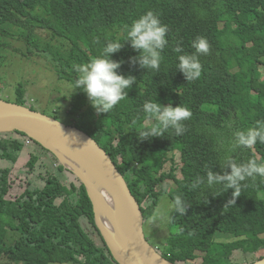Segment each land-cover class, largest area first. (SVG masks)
<instances>
[{"label":"trees","instance_id":"1","mask_svg":"<svg viewBox=\"0 0 264 264\" xmlns=\"http://www.w3.org/2000/svg\"><path fill=\"white\" fill-rule=\"evenodd\" d=\"M149 10L168 26L159 71L129 64V58L139 53L127 41L128 27ZM37 30L48 32L50 42H36L42 39ZM198 36L208 40L210 49L206 55L197 54L202 75L189 82L177 69L178 57L195 53L192 42ZM5 39L26 42L30 53L49 52L57 78L72 88L78 77L74 65L102 55L109 40L123 43L111 58L123 61L121 74L136 79L127 97L111 112L97 114L82 89H75L67 99L68 125L85 132L108 154L144 221L150 219L165 188L170 200L182 195L188 209L184 216L173 214L169 220L172 231L160 252L166 260L220 264L235 245L245 258L264 253V178L247 181L235 205L227 204L232 190L225 192L223 185L191 187L196 176L206 175V166L215 173L230 171L225 159L230 154L239 161L264 159L260 142L229 152L235 131L264 121V88L256 77L259 69L264 76V0H0V61L10 46ZM55 39L59 41L53 48ZM178 45L182 53L174 51ZM147 101L188 107L192 117L184 122L186 132L176 136L169 130L141 140L139 132L152 124L142 111ZM25 102L18 88L15 104ZM22 150L23 144L16 140L0 138V161L5 163L0 166V223H5L0 233L7 229L16 238L12 245L4 244L0 264H119L95 226L83 185H67L51 174L55 169L41 155H30L26 174L34 173L41 158L48 165L46 176H37L42 187L30 189L27 182L15 193L12 210L6 214L1 210L17 181L14 174ZM175 154L180 158L178 180L174 175L178 166L162 172ZM53 163L64 170L54 156ZM168 179L176 187L166 185ZM218 237L237 241L216 242ZM262 258L264 254L250 261Z\"/></svg>","mask_w":264,"mask_h":264},{"label":"clouds","instance_id":"2","mask_svg":"<svg viewBox=\"0 0 264 264\" xmlns=\"http://www.w3.org/2000/svg\"><path fill=\"white\" fill-rule=\"evenodd\" d=\"M167 33L168 26L161 22L158 13L149 10L135 19L128 27L127 41L139 55L130 57L129 64L159 71L163 60L162 52L168 44ZM122 47L123 43L118 40H109L103 48L102 55L86 63L74 65L78 77L74 80L73 90L82 89L97 114L111 112L127 97V90L136 83L134 76L121 74L118 71L123 61L111 58V55L119 52ZM192 47L195 53L179 55L177 65V69L189 82L201 78L202 64L197 54H208L210 45L205 37L198 36L193 40ZM174 51L183 52L179 45ZM142 111L152 124L139 132L141 140L162 136L169 130H172L176 136H181L187 130L184 122L192 117L191 110L186 106L173 107L171 104L162 105L156 101L145 102ZM257 142L264 143V121H257L254 127L235 131L229 152L234 153L241 147L252 148ZM225 159L226 167L230 171L223 174L215 173L206 166V175L196 176L191 187L199 189L201 186L211 188L215 185H223L225 192L228 189L232 190L227 204L235 205L242 190L248 186L247 181L255 182L258 177L264 178V159L250 158L247 161H239L231 154ZM161 199L164 203L154 209L150 223H166L172 219L173 214L180 216L186 214L188 204L182 195L177 194L173 199L168 200L167 188H165Z\"/></svg>","mask_w":264,"mask_h":264},{"label":"water","instance_id":"3","mask_svg":"<svg viewBox=\"0 0 264 264\" xmlns=\"http://www.w3.org/2000/svg\"><path fill=\"white\" fill-rule=\"evenodd\" d=\"M18 132L37 142L51 153L58 163L61 152L76 163L80 171L77 179L85 188L92 204L94 223L114 259L118 250L126 264H174L166 260L144 235V218L140 206L108 154L85 132L58 120L32 111L29 107L0 100V134ZM71 171V170H70ZM109 230L122 242L115 244ZM251 264H264V258Z\"/></svg>","mask_w":264,"mask_h":264},{"label":"rangeland","instance_id":"4","mask_svg":"<svg viewBox=\"0 0 264 264\" xmlns=\"http://www.w3.org/2000/svg\"><path fill=\"white\" fill-rule=\"evenodd\" d=\"M36 34L42 38L41 40L35 39L36 42L48 43L51 40V35L46 31L37 30ZM5 41L8 42L10 46L4 49L1 55L0 100L16 103L17 89L19 88L21 95L27 101L25 102V107H31L36 112L52 117L59 122L68 125L70 121L66 115L69 107L67 99H71L75 90H73L70 83L57 78L54 67L56 64L52 61L51 54L46 52L48 55L46 57L45 53L37 55L38 53H35L34 51L32 53L27 52L26 42L21 40L5 39ZM58 41V39L52 41L51 45L53 48H56L55 46L58 45ZM42 48L43 46H41V49ZM259 71L260 73H257L256 77L258 82L262 84L264 88V76L262 70L259 69ZM0 138H6L8 140L13 139L19 144H23L21 159L20 162L17 163L19 170L14 174L17 181L13 182L11 189L4 200L3 207L1 208L5 214L13 208L12 204L15 199V193H17L21 187H25L27 182L28 186L30 184V189L41 188L43 185V183L37 179V176L45 177L48 165H46V163L40 158L34 173H32L33 175L31 174L30 176L29 174H26V171L28 170L26 163L30 160L31 154L36 153L39 156H43L53 169H55L50 171V173L59 177L60 180L66 182L67 185L70 183L77 186L81 184L75 175L67 168L63 167V171L57 170V164L53 163V155L44 151L41 147L35 145V143H31L29 140L25 141L26 137L21 133L18 134L12 132L0 134ZM179 159V155L175 154L172 161H169L164 165L162 172L168 173L172 167L178 166L174 175L176 180L181 179ZM0 166L4 167L5 163L0 161ZM166 185L174 188L177 184L173 179H168L166 180ZM161 197L159 198L156 207H159L164 203ZM167 199L170 200L168 196ZM60 202V199L56 200V204H59ZM149 221L150 219L144 221L143 225L145 238L148 240L149 244L160 253L165 247L167 237L172 231L169 226V221L166 223H150ZM0 225L5 226V223H0ZM12 236L13 234L7 229H2L0 233V258L4 244L12 245L15 242L16 238H11ZM262 237L264 238V235ZM233 240L235 242L237 241L235 239ZM233 240L220 237L216 238V242L224 243L234 242ZM227 254V259L219 262L220 264H251L253 262L250 260H254L264 253L259 252L254 257L245 258L240 252L238 245H235L233 249H228ZM198 255L201 256V253ZM200 261L201 260L198 259L194 262H189L188 264H199Z\"/></svg>","mask_w":264,"mask_h":264},{"label":"bare ground","instance_id":"5","mask_svg":"<svg viewBox=\"0 0 264 264\" xmlns=\"http://www.w3.org/2000/svg\"><path fill=\"white\" fill-rule=\"evenodd\" d=\"M6 101V100H5ZM61 154V159H62V162L66 165V167H68L69 168V170H71V172L72 171H74L77 175H80V171H79V169L77 168V166H76V163L74 162V161H72V160H70L69 159V157L64 153V152H61L60 153ZM77 175H75L76 177H77ZM78 178V177H77ZM117 230H109V232H108V236H110V238L112 239V241L115 243V244H117V245H119V246H121L122 245V242H119V240L117 239V237L115 236V232H116ZM118 233H119V235H120V239L122 238V234H121V232H119V231H117ZM114 253V255H115V257L122 263V264H126L125 263V259H124V255H122V252L121 251H114L113 252Z\"/></svg>","mask_w":264,"mask_h":264}]
</instances>
